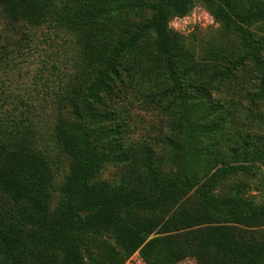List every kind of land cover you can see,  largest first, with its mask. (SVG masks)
<instances>
[{
    "label": "trees",
    "instance_id": "1",
    "mask_svg": "<svg viewBox=\"0 0 264 264\" xmlns=\"http://www.w3.org/2000/svg\"><path fill=\"white\" fill-rule=\"evenodd\" d=\"M197 3L234 35L240 55L213 47L199 62L171 30ZM0 9L26 28L64 26L78 44L51 145L26 109L6 107L12 94L0 93V264H125L135 253L190 247L199 264H264V201L245 196L246 181L214 193L264 163V136L231 139L216 96L250 61L260 73L252 103L264 102V0H0ZM136 66L173 107L170 173L158 171L153 145L125 141L108 109ZM108 163L124 165L120 181L99 178Z\"/></svg>",
    "mask_w": 264,
    "mask_h": 264
},
{
    "label": "rangeland",
    "instance_id": "2",
    "mask_svg": "<svg viewBox=\"0 0 264 264\" xmlns=\"http://www.w3.org/2000/svg\"><path fill=\"white\" fill-rule=\"evenodd\" d=\"M50 23L31 28L19 23L11 24L2 16L0 9V93L6 91L12 94L13 104L6 107L15 105L17 111L26 109V117L37 123L41 138L45 142L50 141L51 145L54 121L62 112L60 105L65 102L63 96L74 81L77 70L75 59L78 44L73 31ZM170 28L195 50L199 62H202L206 51L214 48L232 52L236 57L241 54L234 35L225 33L202 3H197L184 17L172 19ZM141 68L136 66L133 84L120 87L115 103L109 105L108 109L115 113V123L126 127L125 141L133 145L145 142L153 145L154 163L158 171L170 173L176 169V159L171 156L165 141L170 134V110L173 107L160 102L157 93L159 87L141 77ZM85 82V78H82L81 86ZM259 83L260 73L248 61L243 68L238 67L223 86V92L216 95L227 109L231 139L238 132L249 137L264 136V102L252 103ZM19 98L26 99V106L19 102ZM225 145L226 148L228 145ZM61 165L60 169H56L58 181L67 171L66 163ZM124 169L123 164L108 163L101 170L99 178L116 183L122 179ZM237 181H246V197L254 199L256 203L264 201V163H258L253 176H234L219 185L214 193L221 196ZM196 207L193 206L191 213L196 212ZM227 261L219 264H244ZM205 263L201 261L200 264ZM125 264H199V259L196 248L190 247L173 252L155 251L147 255L135 253ZM259 264L262 262L259 261Z\"/></svg>",
    "mask_w": 264,
    "mask_h": 264
}]
</instances>
